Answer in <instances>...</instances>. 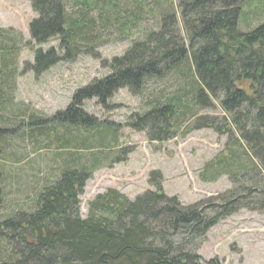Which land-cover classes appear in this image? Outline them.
Listing matches in <instances>:
<instances>
[{
  "label": "trees",
  "instance_id": "16d2710c",
  "mask_svg": "<svg viewBox=\"0 0 264 264\" xmlns=\"http://www.w3.org/2000/svg\"><path fill=\"white\" fill-rule=\"evenodd\" d=\"M30 2L36 14L31 39L38 46L52 39L59 43L34 51L29 68L36 76L81 55L98 60V49L113 36H128L147 19L155 25L122 57L103 62L110 75L79 89L63 112L46 121L48 128L37 129L41 135L53 132L57 148L70 159H62L60 176L40 191L32 210L0 221V264H199L196 241L220 221L240 210L264 213V0ZM22 42L20 33L0 29V98L14 87ZM182 67L193 80L189 97L158 102L137 126L147 130L150 141L163 142L176 135L185 112L210 109L216 101L225 116L202 117L196 126L227 137V149L206 166L211 172L203 179L225 175L234 189L218 205L185 206L165 195L162 176L154 172L155 191L129 201L107 190L88 204L82 218L80 197L98 164L96 158L92 165L80 164L81 157L91 155L79 153L96 149L80 150L79 143L71 151L58 129L63 135L75 129L79 140L93 139L108 130L84 112L85 101L105 106L117 91L139 92L151 79ZM83 131H89L88 138ZM7 133L0 125V145ZM103 149H109L107 143Z\"/></svg>",
  "mask_w": 264,
  "mask_h": 264
},
{
  "label": "rangeland",
  "instance_id": "374dc122",
  "mask_svg": "<svg viewBox=\"0 0 264 264\" xmlns=\"http://www.w3.org/2000/svg\"><path fill=\"white\" fill-rule=\"evenodd\" d=\"M35 17L30 0H0V29H13L23 37L15 61L14 87L7 88L0 98V125L8 130L7 139L0 145V221L15 211L32 210L40 191L60 176L62 159H70L57 148L53 132L41 135L37 129L48 128L46 121L63 112L79 89L110 75L111 70L103 62L122 57L155 25L147 19L128 36H113L98 49V60L81 55L36 76L29 68L34 64V51L46 52L58 48L59 43L56 39L41 46L34 43L29 25ZM180 34L184 38L183 30ZM192 84L187 68L182 67L161 79H151L139 92L117 91L105 106L96 99L85 101L84 112L108 130L93 135V139L79 140L75 129L65 135L62 128L58 129L60 139L69 140L71 151L79 143L80 150L90 146L96 149L79 153L91 155L81 157L80 164L92 165L94 158L98 164L80 197L82 218L87 217L88 204L107 190H116L129 201L155 191L150 184L154 172L162 176L165 195L177 198L185 206L199 202L218 205L234 189L225 175L216 181L203 179L211 172L206 166L227 149V137L196 126V120L202 117L225 116L216 101L212 100L210 109L185 112L176 135L163 142L150 141L147 130L137 126L141 125L139 120L144 113L158 102L189 97ZM87 132L82 133L88 138ZM105 143L108 150L103 149ZM195 245L199 264H264V213L240 210L220 221Z\"/></svg>",
  "mask_w": 264,
  "mask_h": 264
}]
</instances>
